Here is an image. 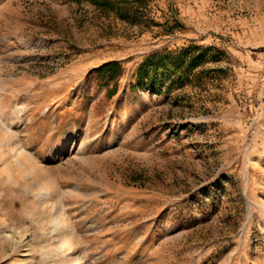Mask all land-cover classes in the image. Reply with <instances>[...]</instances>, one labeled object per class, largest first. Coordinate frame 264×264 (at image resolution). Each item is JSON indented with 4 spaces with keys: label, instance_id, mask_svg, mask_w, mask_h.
Listing matches in <instances>:
<instances>
[{
    "label": "rangeland",
    "instance_id": "obj_1",
    "mask_svg": "<svg viewBox=\"0 0 264 264\" xmlns=\"http://www.w3.org/2000/svg\"><path fill=\"white\" fill-rule=\"evenodd\" d=\"M0 264H264V0H0Z\"/></svg>",
    "mask_w": 264,
    "mask_h": 264
},
{
    "label": "trees",
    "instance_id": "obj_2",
    "mask_svg": "<svg viewBox=\"0 0 264 264\" xmlns=\"http://www.w3.org/2000/svg\"><path fill=\"white\" fill-rule=\"evenodd\" d=\"M100 7L117 9L122 12L123 5L129 0H91ZM199 48H205L200 46ZM189 49L187 47L180 50H164L148 54L136 68V74L139 85H147L155 90H162V82L172 74H179L182 78H188L186 71L194 67L195 59H187L186 55ZM122 65L117 60H109L100 64L96 72L104 83L109 84L110 80L116 77L122 71ZM117 84L115 83L108 92L110 95L116 92Z\"/></svg>",
    "mask_w": 264,
    "mask_h": 264
},
{
    "label": "bare ground",
    "instance_id": "obj_3",
    "mask_svg": "<svg viewBox=\"0 0 264 264\" xmlns=\"http://www.w3.org/2000/svg\"><path fill=\"white\" fill-rule=\"evenodd\" d=\"M20 153H18L17 155H19Z\"/></svg>",
    "mask_w": 264,
    "mask_h": 264
}]
</instances>
